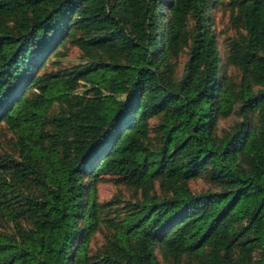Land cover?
<instances>
[{"label":"trees","instance_id":"1","mask_svg":"<svg viewBox=\"0 0 264 264\" xmlns=\"http://www.w3.org/2000/svg\"><path fill=\"white\" fill-rule=\"evenodd\" d=\"M0 134V264H264V0H0Z\"/></svg>","mask_w":264,"mask_h":264},{"label":"rangeland","instance_id":"2","mask_svg":"<svg viewBox=\"0 0 264 264\" xmlns=\"http://www.w3.org/2000/svg\"><path fill=\"white\" fill-rule=\"evenodd\" d=\"M215 16V29L217 33L220 35V41L222 42L224 39V31L230 29V25H228V14L223 15L220 10L214 11ZM67 60H70L71 62H80V56L77 51L71 52L67 56ZM13 142V136L8 134L7 137H3L0 134V153L2 151V148H6L7 146H11ZM109 176V175H108ZM106 179L109 180H102L97 185V196L100 201H106L108 199H111L114 195H117L119 193H126V189L122 184L116 183V179L114 180L110 176ZM200 184H196L195 186L198 187Z\"/></svg>","mask_w":264,"mask_h":264}]
</instances>
